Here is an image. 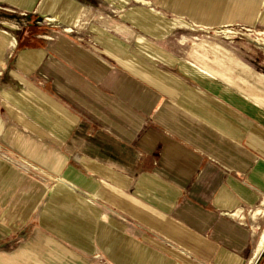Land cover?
Here are the masks:
<instances>
[{
	"label": "crops",
	"instance_id": "0c3cea01",
	"mask_svg": "<svg viewBox=\"0 0 264 264\" xmlns=\"http://www.w3.org/2000/svg\"><path fill=\"white\" fill-rule=\"evenodd\" d=\"M145 1L0 0V264H264V0Z\"/></svg>",
	"mask_w": 264,
	"mask_h": 264
},
{
	"label": "rangeland",
	"instance_id": "374dc122",
	"mask_svg": "<svg viewBox=\"0 0 264 264\" xmlns=\"http://www.w3.org/2000/svg\"><path fill=\"white\" fill-rule=\"evenodd\" d=\"M123 2H125L127 5H125L124 8H122V10L128 11L130 9V7H133V10H135V7H142L136 3H134L132 0H122ZM151 2V5L149 7L151 8H155L157 7V5L161 4L160 0H149ZM178 0H175V2H177ZM144 7V6H143ZM114 9L112 10V14L115 15L114 17H116V11L113 12ZM123 11L120 12V18L122 16ZM118 14V12H117ZM161 19L163 20L164 23L166 24H172V23H180V24H186V27H179L180 25H177V27H179L178 29H176L175 31H173L171 34H174V36L171 37L172 40L174 39H178L181 40L182 38H187L188 40H191L192 42L200 40V36H205L206 38L210 36H215V35H221L222 37L226 38L227 40H230L233 37H240V36H245V35H250L256 38H259L260 35L255 34L254 32H252L251 30H249L248 28H244V27H238L235 30H232L231 27H223L220 28L219 30L213 29V28H201V32L200 31H196L199 29L198 27H195L194 24H191V22H188L184 19H179L176 17H165V16H161ZM48 21H54L53 19H48ZM121 21L123 24H125L124 20L121 18ZM170 27V25H169ZM196 29V30H195ZM68 30V28L66 29ZM203 35H201V34Z\"/></svg>",
	"mask_w": 264,
	"mask_h": 264
},
{
	"label": "bare ground",
	"instance_id": "6f19581e",
	"mask_svg": "<svg viewBox=\"0 0 264 264\" xmlns=\"http://www.w3.org/2000/svg\"><path fill=\"white\" fill-rule=\"evenodd\" d=\"M134 3L141 4V5H147L148 2L145 0H132Z\"/></svg>",
	"mask_w": 264,
	"mask_h": 264
}]
</instances>
